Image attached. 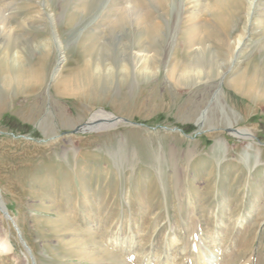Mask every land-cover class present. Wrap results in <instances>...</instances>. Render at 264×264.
I'll list each match as a JSON object with an SVG mask.
<instances>
[{"label": "rangeland", "instance_id": "rangeland-1", "mask_svg": "<svg viewBox=\"0 0 264 264\" xmlns=\"http://www.w3.org/2000/svg\"><path fill=\"white\" fill-rule=\"evenodd\" d=\"M105 1L0 0V240L11 247L0 264H110L116 233L143 246L126 259L139 264L152 245L182 239L183 194L218 237L206 244L216 264H264V0H170L161 54L143 76L126 55L141 49L136 27L91 24ZM132 2L158 16L153 1ZM46 14L60 24L38 22ZM101 46L118 54L98 58ZM200 50L204 73L236 54L221 82L177 81ZM6 67L41 80L5 91ZM99 110L128 122L73 133Z\"/></svg>", "mask_w": 264, "mask_h": 264}, {"label": "bare ground", "instance_id": "bare-ground-1", "mask_svg": "<svg viewBox=\"0 0 264 264\" xmlns=\"http://www.w3.org/2000/svg\"><path fill=\"white\" fill-rule=\"evenodd\" d=\"M71 1H76V3L78 4L80 2L83 3L84 0H71ZM85 1H96V0H85ZM132 1L133 0H107L105 1V6L100 10L98 9L99 16H97L96 18L94 17L95 19L91 21L92 22L91 24L98 25V24L103 23V25L104 24L108 25L109 23L117 22L119 24L131 25L132 27L133 26L136 27L135 28L136 35H138L140 39L141 37L143 39L139 40V42L136 43L135 47L132 49H136L138 47H140L141 49L135 52L133 51L134 53L130 51L126 55L128 58L133 60L132 63H133V66H135V68H133V71L134 70L138 71V67L140 66L139 68L142 69L141 70L142 72L138 74L143 76L146 74L145 73L146 71L151 70L150 65L153 59H155L156 56L161 54L160 52L162 50L160 51V47L162 46V42H164V39L166 38V33H167L165 29L167 28L166 23L168 20L167 18L169 17L170 0H150V2L153 1L154 5H156V10L158 11V16H155L156 17L155 20L144 17L143 16L144 12L141 11L142 9L140 8V6L134 4ZM82 3L80 4V7L82 6ZM249 5L252 11L253 10L252 1L249 2ZM75 9L77 8L75 7ZM59 10H62V9L60 8ZM66 10H68V8ZM105 13H108V14L105 15ZM111 13H113L114 16L113 15L111 16L110 15ZM253 13L254 11H252V15ZM6 19H7L6 17H4L3 15H0V21L2 22L1 23L2 25H3V22L6 21ZM59 19H60V16H59ZM37 20L38 22L40 21L43 25H50L52 27L60 24V21H58V19H56V17L51 14L50 15L46 14L41 17L39 16ZM63 20L66 26H72L78 21V18L67 16ZM175 21L176 23L177 22L182 23V16L180 14H176ZM178 23L176 25H178ZM0 36H1V31H0ZM5 38H3V42H5ZM57 38L58 36H56L55 34L54 40H55V43H57V45L59 46L60 42H59V39ZM145 43H146V46H145ZM200 52L201 50L199 51V53L198 51L195 52V55L192 59L194 61L191 64H189L186 68V69H191L192 71H187V73H185V75L183 76L178 75L177 77H175L177 81L185 79L187 81L186 84L195 85L199 83L200 81H202L204 78H207L209 74H212L213 75L212 78L218 79L219 80L218 82H221L224 76L226 75V73L228 72L229 68L232 66L233 58H234L233 54L234 55L236 54L234 50L232 55L229 58V61H228L229 67L227 68V70H224L222 72L220 71L211 72L210 71V73H204V71L202 70L203 69L202 66L195 63V61L199 59L200 56L202 55L201 54L202 52L201 53ZM17 53L18 52H13V57ZM117 54H118L117 50H110L108 48H105V46H101L96 53L97 55L96 57L108 58L111 55H117ZM64 60H65L64 55H59L60 63L56 66L57 68L54 69L55 71L53 75L51 76V82L55 81L58 78L57 77L58 73L63 68V64L61 65V63H64ZM40 80H41V76L36 75V73H34L33 70L30 68L17 67V69L11 70L8 67H6L4 81L2 85L5 91L6 90L16 91V90H21V88L25 86L33 88L36 86V84ZM90 83L92 85L94 81L91 80ZM67 92L68 91L65 87L63 89V93H67ZM258 95H261V92H259ZM263 95H264V92H263ZM212 104H209V106H212ZM209 106L206 110L202 112L198 120L203 121L205 119V115L207 114L206 112L209 109ZM120 122H121L120 119L114 118L110 113L99 110L97 114H94L93 116H91L87 120V122L84 124V126L80 128L82 132H87V131H92L97 128H103V127L112 128L115 124H118ZM199 123L201 122L199 121ZM230 133H231V136L237 140L243 141V140L253 139V135L246 129H237V130L231 129ZM214 144L216 147H219L222 143L220 144L218 141H215ZM133 159H136L134 155H133ZM178 190H179V186L177 185V191ZM182 192H185V190ZM183 196H180V195L177 196L179 203L181 202L183 204L181 205L180 203L181 205L180 208L182 209V212L184 213V215H182L183 217L181 218L182 225L180 228V231L183 233V237L182 239H180L181 241L178 240L176 237L172 238V244H173V241H175L176 239L178 241L176 245L179 246V248L172 253L170 249L172 245L171 242L170 243L166 242L163 245L161 244L160 246L152 245L151 248H149V250L146 252V254L140 257L142 261H140L139 264H150L149 262L152 261L153 258H155L154 264H216L213 258H211V254H213L211 252L213 251V249L211 251V249H209L208 245L206 244H209V243L215 244L217 242L218 237L216 236V239L215 237L212 238L213 234L208 236L206 235V231L204 233V231L199 228L200 221L197 216V213H195V211L193 210L192 200L189 195H187L186 199H184ZM117 234L119 233H116V235L113 237V241L109 245L110 246L109 250L106 248L107 250L104 251V254L106 255V260H108L110 264H128L126 262V259L128 260L132 258V256L134 255L136 245H140L141 249L143 246L139 244V242L134 241L132 237L129 239L123 238L122 240L120 239V236ZM10 250H11V247L9 243L4 239L0 240V251L9 252ZM102 252L103 251H101V253ZM135 255H136L134 257L135 259L139 258L137 254Z\"/></svg>", "mask_w": 264, "mask_h": 264}, {"label": "water", "instance_id": "water-1", "mask_svg": "<svg viewBox=\"0 0 264 264\" xmlns=\"http://www.w3.org/2000/svg\"><path fill=\"white\" fill-rule=\"evenodd\" d=\"M121 121H123V122H128V121H126V120H124V119H121ZM78 132H82L80 127L76 128V129L73 131V133H78Z\"/></svg>", "mask_w": 264, "mask_h": 264}]
</instances>
